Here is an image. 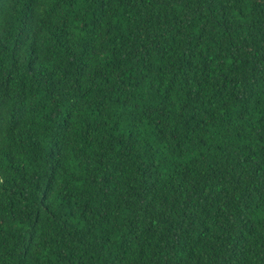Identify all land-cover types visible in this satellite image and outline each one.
I'll use <instances>...</instances> for the list:
<instances>
[{
  "label": "trees",
  "instance_id": "obj_1",
  "mask_svg": "<svg viewBox=\"0 0 264 264\" xmlns=\"http://www.w3.org/2000/svg\"><path fill=\"white\" fill-rule=\"evenodd\" d=\"M0 264H264V0H0Z\"/></svg>",
  "mask_w": 264,
  "mask_h": 264
}]
</instances>
